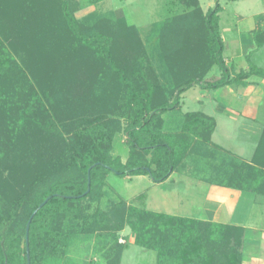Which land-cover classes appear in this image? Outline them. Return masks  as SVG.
Listing matches in <instances>:
<instances>
[{"label": "trees", "instance_id": "trees-1", "mask_svg": "<svg viewBox=\"0 0 264 264\" xmlns=\"http://www.w3.org/2000/svg\"><path fill=\"white\" fill-rule=\"evenodd\" d=\"M178 2L188 9L155 24L156 75L138 28L122 14L87 25L68 0H0V264H79L71 246L108 225L98 204L88 210L110 172L162 182L195 144H209L215 120L200 111L185 112L179 131L164 130L162 114L180 106L182 93L264 77L251 63L229 76L218 0L204 13L198 0ZM214 65L221 75L206 81ZM117 133L125 161L112 153ZM231 178L264 194V129ZM114 207V227L125 223L136 245L156 253L155 264H241L242 227L127 205L121 196Z\"/></svg>", "mask_w": 264, "mask_h": 264}, {"label": "crops", "instance_id": "crops-1", "mask_svg": "<svg viewBox=\"0 0 264 264\" xmlns=\"http://www.w3.org/2000/svg\"><path fill=\"white\" fill-rule=\"evenodd\" d=\"M123 2L124 5L120 6L122 15L125 13L124 6L132 3L131 0ZM199 2L202 10L206 12L214 5L215 0H206L204 4L201 0ZM162 18L145 22L144 25ZM131 23L138 29L144 26L136 20ZM221 23L219 15V33L223 41L222 56L229 76L249 71L248 58L255 49L252 40L257 30H260L263 41L256 49L264 47V23L259 24L255 14L245 16L236 13L232 26L224 28L228 30L226 35ZM252 64L264 69V65L253 62ZM244 82L245 84L221 86L217 98H212L216 100L211 112L204 108V98L207 97L200 95L199 103L204 109L197 111L212 116L215 120L210 142L207 145L195 144L164 181L154 182L149 175L123 177L125 182L136 178L161 192L159 202L144 200L143 206L149 210L242 227L244 232L241 264H264V194L229 184L232 180L233 165L236 164L234 160L247 163L251 161L264 129V122L258 120L264 114V77L252 74L244 79ZM183 93L180 106L162 114L165 131L177 132L181 128L183 114L186 112L181 110L186 98ZM175 110L182 111L181 121L174 115ZM114 141L119 142L121 149L125 148L128 154L127 145L122 142H125L123 133H117ZM127 154L121 156L116 153L122 161H125ZM215 156H219V163ZM223 157L227 158L226 161H221ZM120 196L129 202L142 200L141 192L128 197L121 194Z\"/></svg>", "mask_w": 264, "mask_h": 264}, {"label": "rangeland", "instance_id": "rangeland-1", "mask_svg": "<svg viewBox=\"0 0 264 264\" xmlns=\"http://www.w3.org/2000/svg\"><path fill=\"white\" fill-rule=\"evenodd\" d=\"M12 4H16L19 0H8ZM73 7L74 16L81 20L83 23L90 25L96 20H100L106 16H111L110 13H117L121 15V5H124L123 0H98L96 2H88V0H68ZM199 1V0H198ZM222 10L219 12L221 25L225 35L228 30L225 27H231L233 21L236 19V13L256 16L257 22L264 23V0H218ZM131 5H125L123 11L124 16L131 21H138L144 25L145 22L165 17L168 13H181L188 8L181 5L178 0H131ZM204 4L206 0H201ZM200 8L201 4L199 2ZM214 6V5H213ZM212 6V7H213ZM167 8L169 11H167ZM202 10V8H201ZM203 11V10H202ZM204 13V11H203ZM110 14V15H109ZM162 18V19H163ZM159 21V20H158ZM148 23L141 26L139 30L138 38L141 43L147 48L148 57L152 64L156 75L160 73V63L157 55V49H154L155 42L157 41V30H155V24L158 22ZM3 23L0 22V31L3 29ZM1 33V32H0ZM259 33V32H258ZM1 36V35H0ZM257 36V35H256ZM261 38V34L259 35ZM254 44V50L248 58V62L252 64L258 63L264 65V47L256 49L255 38L252 40ZM126 43V40H120V43ZM11 54L14 56L17 62H20L16 57L14 50L8 46ZM253 65V64H252ZM221 75V70L214 65L210 71L206 74V81H213ZM220 88V87H219ZM211 88L202 90L199 86H193L188 90H185V102L181 105V110L184 112L205 110L211 112L215 106L212 98H217L218 89ZM204 94V108L199 103L200 95ZM264 106V102H263ZM181 111V112H182ZM175 110L174 115H177L178 119L182 120V113ZM264 122V114L258 119ZM123 144L125 143L122 141ZM115 149V150H114ZM114 149L112 153L116 155L119 153L121 156L127 154L126 149L122 148L119 142L114 141ZM215 152V151H214ZM217 152V151H216ZM215 152V153H216ZM219 157V156H218ZM215 156L217 163L220 162V158ZM226 157H223L221 161H226ZM236 161L233 165V172H236L238 166L244 161ZM247 163V162H246ZM233 174V173H232ZM253 185L248 181V186ZM142 194V200L138 202H129L126 204H133L136 206H143L144 200H152L154 202L160 201V193L157 189L150 188L146 183L133 179L131 182H125L124 177L110 172L106 177V186L104 192L98 202H91L89 212L93 211L98 204L100 208L107 214L108 225L106 228L96 231L93 235L84 238L79 237L77 241L71 246L69 250L70 257L79 264H155L156 253L151 250H146L139 245H136L133 241V234L130 228L124 223L121 229H116L114 225L118 222L117 218L120 217L115 212L114 204L119 201L120 194L124 197H128L132 194ZM146 198V199H145ZM176 206L179 208L178 203ZM183 208L181 207V212ZM242 251V249H241ZM242 259V258H241Z\"/></svg>", "mask_w": 264, "mask_h": 264}, {"label": "water", "instance_id": "water-1", "mask_svg": "<svg viewBox=\"0 0 264 264\" xmlns=\"http://www.w3.org/2000/svg\"><path fill=\"white\" fill-rule=\"evenodd\" d=\"M88 184H89V180H88ZM88 189H89V188H88ZM88 189H87V191H88ZM46 200H47V199H45L42 203H40V204L38 205L37 208L41 207V206L46 202ZM35 211H36V209H35V210L32 212V214L30 215V217H29V219H28V221H27V223H26V226H25L26 251H27V240H28V229H29V223H30L31 218H32V216L34 215ZM27 259H28V253H27ZM28 263H29V262H28Z\"/></svg>", "mask_w": 264, "mask_h": 264}]
</instances>
